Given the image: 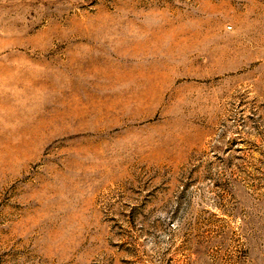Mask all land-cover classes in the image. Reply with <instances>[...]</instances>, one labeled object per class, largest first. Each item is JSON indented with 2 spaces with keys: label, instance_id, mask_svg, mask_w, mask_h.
Instances as JSON below:
<instances>
[{
  "label": "rangeland",
  "instance_id": "obj_1",
  "mask_svg": "<svg viewBox=\"0 0 264 264\" xmlns=\"http://www.w3.org/2000/svg\"><path fill=\"white\" fill-rule=\"evenodd\" d=\"M0 264H264V0H0Z\"/></svg>",
  "mask_w": 264,
  "mask_h": 264
}]
</instances>
